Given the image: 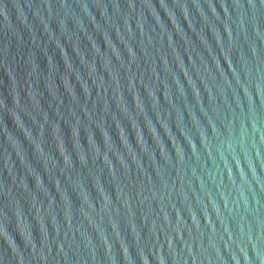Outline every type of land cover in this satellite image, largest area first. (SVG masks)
Segmentation results:
<instances>
[{"label":"water","instance_id":"95a60500","mask_svg":"<svg viewBox=\"0 0 264 264\" xmlns=\"http://www.w3.org/2000/svg\"><path fill=\"white\" fill-rule=\"evenodd\" d=\"M0 264H264V0H0Z\"/></svg>","mask_w":264,"mask_h":264}]
</instances>
